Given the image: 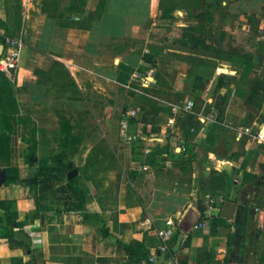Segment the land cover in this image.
I'll list each match as a JSON object with an SVG mask.
<instances>
[{
  "label": "crops",
  "instance_id": "crops-1",
  "mask_svg": "<svg viewBox=\"0 0 264 264\" xmlns=\"http://www.w3.org/2000/svg\"><path fill=\"white\" fill-rule=\"evenodd\" d=\"M19 12L0 172L30 181L0 180V228L32 243L0 264H264V140L237 136L264 131V0H0V31Z\"/></svg>",
  "mask_w": 264,
  "mask_h": 264
},
{
  "label": "built area",
  "instance_id": "built-area-1",
  "mask_svg": "<svg viewBox=\"0 0 264 264\" xmlns=\"http://www.w3.org/2000/svg\"><path fill=\"white\" fill-rule=\"evenodd\" d=\"M0 45L3 46V50L0 54V70L8 74H14L18 68V61L20 57L21 48L23 46V39L20 35L11 36L6 34L4 31H0ZM192 104H188L187 108H191ZM127 126V124H124ZM129 141H133L138 135L126 134ZM245 135H251L253 138L263 141L264 131L259 130L253 132L251 127L243 126L237 130L238 138H242ZM186 144L178 145L179 151L186 150ZM219 199L215 196H208L205 200V210L201 217L194 223L195 228H205L208 224V218L213 213L214 209H218ZM177 230V222L173 218H169L166 221V226L157 231L158 236L161 240L160 252L164 254H170L171 247L169 240L175 235Z\"/></svg>",
  "mask_w": 264,
  "mask_h": 264
},
{
  "label": "trees",
  "instance_id": "trees-1",
  "mask_svg": "<svg viewBox=\"0 0 264 264\" xmlns=\"http://www.w3.org/2000/svg\"><path fill=\"white\" fill-rule=\"evenodd\" d=\"M202 1L203 0H195V4L198 5L199 2H202ZM15 26L18 28V32L21 31V29H22V28H20V27H22V25H21V16H20V23L19 24H16ZM4 32L6 34L11 35V36H18V35H20V32L19 33L18 32L16 33L14 31H10V30L4 31ZM246 62L248 63V60H246ZM246 67H247L246 68V71H248V70L251 69L252 66L250 64V66H246ZM4 73H5L4 71L0 70V85H2V87L0 88V93H2L3 92V89H5V88H6L7 92H8L10 90V88L13 87V94H14V85H13V82L9 78H7ZM3 93L0 95L1 96L0 98H2V99L4 98ZM11 99H12V104L14 105L15 104L14 103L15 100H14L13 97ZM16 108H17V105H16ZM64 124H65V128H66L65 131H67V134H66V136L63 137L62 141H63L64 147H67L69 145V142H71V140L74 142L75 139H71L70 138L69 131L71 129V126H70L69 122L66 121V122H64ZM136 142H137V144H139L138 147H143L142 142L140 140H136ZM2 145H3L2 140H0V147H2ZM136 148H137V145H135V142H134V147H133L134 151L136 150ZM159 152H160V150H157V152H153L152 155H154L155 153H159ZM152 155L151 156H147L148 157V162H151V164H155L154 163V160L152 158ZM180 155H185L187 157V159H192L193 158L192 157V154H191V152L189 150V148H187V147H186V150L182 151ZM134 159L135 160L138 159L137 157H135V152H134ZM143 176H144L145 179H150L151 178L150 171L145 172L143 174ZM11 181L29 182L30 180H22V179H20L19 175L11 176L8 173L7 174V178H6V182H11ZM141 203H142V205H146L147 204V200H145L143 198V196H141ZM0 204H2V203H0ZM177 233H180V231L179 232H176V235H177ZM4 236L5 237L7 236V237L13 239L14 238V232L13 231H8L7 228L2 227V228H0V237H4ZM171 250H173V248Z\"/></svg>",
  "mask_w": 264,
  "mask_h": 264
},
{
  "label": "water",
  "instance_id": "water-1",
  "mask_svg": "<svg viewBox=\"0 0 264 264\" xmlns=\"http://www.w3.org/2000/svg\"><path fill=\"white\" fill-rule=\"evenodd\" d=\"M2 50H3V46L0 45V54H1ZM76 173H78V169H77V168H73V169L69 172V177L75 175ZM5 179H6L5 172H4V171H1V172H0V180H1V182H4ZM196 219H197V216H196V215L193 216V217L191 218V221H190L189 223H186L185 230H188V228L191 226V224H192V223L194 224V223L196 222ZM14 234H15V237H16L17 239H19V240H21V241H23V242H25V243H27V244H31V243H32V241H31V237L28 236L24 231H22V230H18V231H15ZM180 242H181V237L179 238L178 244H180ZM176 248H177V247H176Z\"/></svg>",
  "mask_w": 264,
  "mask_h": 264
},
{
  "label": "rangeland",
  "instance_id": "rangeland-1",
  "mask_svg": "<svg viewBox=\"0 0 264 264\" xmlns=\"http://www.w3.org/2000/svg\"><path fill=\"white\" fill-rule=\"evenodd\" d=\"M178 3L183 4L184 7H189V6L193 5V3L195 4V0H178ZM20 16H21V14L19 12L16 14V16H15L16 18H15L14 22L12 23V25H10V24L5 25L6 31L10 30V31H14L16 33L18 32V28L15 25L20 23ZM237 46H239V44ZM239 47L242 48L243 46L240 44ZM237 54L240 56H243L246 60H248V55H247L248 52L247 51H240V52H237Z\"/></svg>",
  "mask_w": 264,
  "mask_h": 264
}]
</instances>
